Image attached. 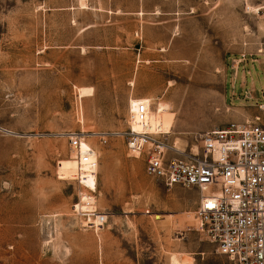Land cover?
I'll use <instances>...</instances> for the list:
<instances>
[{
  "label": "rangeland",
  "instance_id": "obj_1",
  "mask_svg": "<svg viewBox=\"0 0 264 264\" xmlns=\"http://www.w3.org/2000/svg\"><path fill=\"white\" fill-rule=\"evenodd\" d=\"M263 95L264 0H0V264H230L197 190L94 133L131 129L143 101L196 153L200 133L263 116ZM70 131L95 149L103 231L73 213Z\"/></svg>",
  "mask_w": 264,
  "mask_h": 264
},
{
  "label": "built area",
  "instance_id": "obj_2",
  "mask_svg": "<svg viewBox=\"0 0 264 264\" xmlns=\"http://www.w3.org/2000/svg\"><path fill=\"white\" fill-rule=\"evenodd\" d=\"M260 108L264 113V103ZM149 113V104L140 101L135 112L140 130L94 134L102 143L108 136H123L129 152L147 154L146 173L166 187L197 190L199 227L230 264H264V115L204 131L197 138V152L186 153L168 142L160 126L150 125ZM66 135L79 163L73 179L82 188L73 213L85 216L90 228L100 229L108 215L95 204L97 158L88 160L95 149L87 141L83 147V132ZM89 177L93 186L86 184Z\"/></svg>",
  "mask_w": 264,
  "mask_h": 264
},
{
  "label": "bare ground",
  "instance_id": "obj_3",
  "mask_svg": "<svg viewBox=\"0 0 264 264\" xmlns=\"http://www.w3.org/2000/svg\"><path fill=\"white\" fill-rule=\"evenodd\" d=\"M173 115H175V113H167L165 112V110L160 111L159 109L157 110V112L153 113L150 109L149 123L153 127L160 126L164 131L170 133L173 122ZM131 126L134 130L141 129V125L136 119L135 113H133V115L131 116Z\"/></svg>",
  "mask_w": 264,
  "mask_h": 264
},
{
  "label": "crops",
  "instance_id": "obj_4",
  "mask_svg": "<svg viewBox=\"0 0 264 264\" xmlns=\"http://www.w3.org/2000/svg\"><path fill=\"white\" fill-rule=\"evenodd\" d=\"M104 228H105V227H103V228H102L100 231H103V230H104ZM88 231H91V230H88ZM95 234H99V233H95V232H94V233H92V235H94V236H95Z\"/></svg>",
  "mask_w": 264,
  "mask_h": 264
}]
</instances>
